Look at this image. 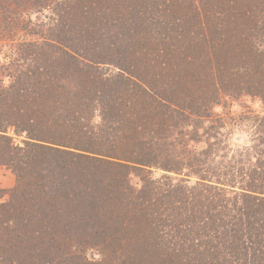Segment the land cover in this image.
<instances>
[{
  "label": "trees",
  "instance_id": "16d2710c",
  "mask_svg": "<svg viewBox=\"0 0 264 264\" xmlns=\"http://www.w3.org/2000/svg\"><path fill=\"white\" fill-rule=\"evenodd\" d=\"M39 1L52 4L55 11L61 8L62 1ZM158 1L65 0L62 10L70 17L53 23L49 39L20 44L10 68L0 67L8 78L0 82V165L17 177L8 201L0 204V252L17 250L26 258L21 264H96L80 254L100 242L108 250L100 255L111 256L112 264H264V189L262 194L253 189L254 194L204 189V200L198 203L204 219L194 231L190 223H180L186 227L179 229L167 216L162 228L147 229L143 207L134 200L153 199L134 190L130 194L124 174L130 176L132 164L158 167L166 159L163 162L173 165L171 144L188 141L186 131L165 126L164 116L177 111L172 91L186 97L190 81L167 93L163 83L140 77L121 57L129 52V41H144L140 32L146 28L137 32L135 25L141 27L148 15V20L157 16L155 10L170 17L189 2ZM227 1L229 12L224 14H238L233 20L226 17L234 26L229 46L238 49L239 68L249 73L259 49L246 34L259 37L263 32L264 0ZM16 3L0 0L4 32L16 26L7 20ZM165 36L170 42L163 52L180 55L176 61L190 59L185 47L192 41L200 44L182 35L176 49L175 36ZM239 41L248 51L244 53L241 43L237 46ZM259 62L262 88L264 52ZM158 63L166 68L169 62ZM106 64L119 71L106 70ZM193 114L199 117L194 125L204 129V115ZM10 128L18 135L25 133L22 145L13 142ZM194 129L190 133L195 138ZM260 178L264 184V176Z\"/></svg>",
  "mask_w": 264,
  "mask_h": 264
},
{
  "label": "rangeland",
  "instance_id": "374dc122",
  "mask_svg": "<svg viewBox=\"0 0 264 264\" xmlns=\"http://www.w3.org/2000/svg\"><path fill=\"white\" fill-rule=\"evenodd\" d=\"M13 1L21 6L18 8L16 3L7 12L9 17L7 20L16 26L5 32L0 28V33L5 34L7 31L10 33L6 37L0 36L2 37L0 38V67L5 69L10 68L9 62L18 53L20 44L48 40L53 23L70 17L68 14L66 17L62 10L65 0H57L62 1L58 5L61 8L57 11L52 9V4L47 5L39 0ZM163 1H158V4H163ZM196 1L185 2L183 8H176L170 17L155 10L157 16L148 20V15L147 19L142 21L144 24L141 27L134 24L137 32L142 26L146 28L145 32H140L144 41L140 44L133 40L129 41V46L126 45L128 55H121L124 57L123 63L130 65L131 70L137 72V75L151 79L152 82L163 83L168 88L167 93L169 89L177 86L180 89L184 88L183 83L190 81L186 89V97L172 91L176 102H171L178 112H170L164 116L167 121L166 127L169 126L176 132L177 130L186 131L184 133L188 140L186 144L173 142L169 148L176 162L169 165L171 162L165 163L163 161L166 159H162V164L158 167L140 163L132 164L134 168L130 176L129 173H125V170L123 171L124 177L127 178L128 175L130 180V183L126 181L130 194L134 190L144 195L145 199H153L149 200L151 202L134 200L143 207L142 211L146 216L144 223L148 225L147 229L162 228V221L166 220V216L174 218L176 225L190 223L193 231L198 229V225L202 223L200 220L204 219L203 207L198 205L204 200V192H207L204 189L214 190L213 192L221 189V193L234 194L249 191L252 193V189L262 194L264 189V184L259 182L260 177L264 176V84L261 88L262 74L260 69H256L260 67L259 54L264 52V30L259 37L250 32L246 34L248 42L255 44L256 51L257 48L259 49L254 60L255 69L248 73L239 68L242 56H239L238 49L235 48V51L233 45L229 46L231 43L228 42V38L232 33L230 29L234 27L226 19L228 15L224 14V11L229 12V2L198 0L199 6L194 11ZM172 2L176 4L179 0H172ZM15 11L20 13L14 15ZM177 16H180L182 20L176 21ZM235 16L238 14L235 13L233 17L227 18L233 20ZM2 19L6 18H2L0 14V24ZM22 20L24 22L18 24ZM167 33L175 36L176 49L181 43L182 35L185 40L191 41L195 38L200 43L195 45L192 41L190 48L185 47V52L192 54L188 61H176L180 55L174 58L164 54L163 49L170 42L165 36ZM240 43L245 47L244 53L248 51L247 46L243 45L244 41H239L237 46ZM82 46L83 43L79 48ZM186 46H188L187 42ZM159 60L169 62L168 66L162 68L158 63ZM16 62H18L17 59ZM104 68L110 72L119 71L114 64H106ZM2 79L8 81L6 74H2L0 69V82ZM173 95L171 99L174 100ZM181 102L183 104L179 106L177 103ZM193 113L204 115L200 117V119L204 118L202 123L204 129L194 125L199 121V117L193 116ZM206 116L207 122H205ZM175 121L176 126H170ZM192 129L196 131L195 138L191 136ZM8 134L13 137L15 144L22 145L26 139L25 133L18 135L13 128L8 129ZM179 155H181L180 158H178ZM16 181L14 172L0 165V204L8 201L10 189L15 186ZM154 182L156 185L152 191ZM169 182L173 186L169 187ZM145 185L148 187L146 191L143 189ZM142 192L148 193L146 195L148 197ZM192 209H195V221L191 216ZM178 227L184 229L186 226L182 224ZM83 250L85 252L82 251L80 255L86 256L92 262L98 261L96 264L113 263L114 259L111 256L100 255L102 250L105 253L108 252L100 245V242L95 248ZM25 262L26 258L18 255L15 249L12 252L9 250L0 252V264Z\"/></svg>",
  "mask_w": 264,
  "mask_h": 264
}]
</instances>
